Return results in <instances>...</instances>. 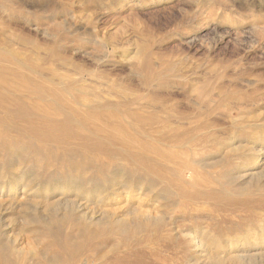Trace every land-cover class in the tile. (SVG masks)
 <instances>
[{"label": "rangeland", "instance_id": "374dc122", "mask_svg": "<svg viewBox=\"0 0 264 264\" xmlns=\"http://www.w3.org/2000/svg\"><path fill=\"white\" fill-rule=\"evenodd\" d=\"M255 129L264 0H0V172L24 204L0 197V264H201L193 239L260 234L264 191L237 190Z\"/></svg>", "mask_w": 264, "mask_h": 264}, {"label": "bare ground", "instance_id": "6f19581e", "mask_svg": "<svg viewBox=\"0 0 264 264\" xmlns=\"http://www.w3.org/2000/svg\"><path fill=\"white\" fill-rule=\"evenodd\" d=\"M239 20H241V21H239L240 23L238 24V27L245 25L248 18L246 16H242ZM253 133L259 134L257 136V137H259V139L255 140V143H252V145H250V147L248 146L249 149L246 151V155L244 157V160H242V161L240 160L241 163H240L239 171L237 174V175H239L240 178L244 179V182L241 184L242 186L238 187L237 190L244 192V193H247L252 189H261L262 191H264V183L263 182L260 183V179H261L260 177L264 176V166L261 167L260 172L258 171L259 173H257V172L254 173L255 170L257 168H259L260 164L261 165L264 164V131L259 130V132H258V130L255 129V131L252 132V135H253ZM257 137H252V138H257ZM257 142H259V143H257ZM22 160H23V158L20 161L22 162ZM254 163H257V165L253 166ZM14 177H15V175L11 176V178H10L11 181L8 183L9 176L6 175V173H1L0 180L3 182L2 183L3 185L0 186V197L5 199L4 197L6 196V200H4V202L9 204V205H15L16 204L18 206H22L23 202H21L20 199H19L20 201H17V197H18V195L16 193L17 190H15L13 187V181L12 180ZM235 179L236 178H233V176H232V178H229V181H234ZM6 181H7V183H5ZM140 182H138V183H140ZM28 183H29V181H28ZM4 185H6L5 188H4ZM47 186H49V185H47ZM137 186H138V184H137ZM27 190H30V188H28ZM27 190L25 188L21 189L20 193L23 195L25 192H27ZM32 190H35V189H32ZM60 191H62V189ZM45 192H46V190H45ZM60 193L62 194L63 192H60ZM55 195L56 194H53L52 196H50L48 198L44 197L46 201L42 204L43 205L42 213H44L43 215L41 214L42 216H45L47 211H51L52 209L54 210V208L56 209V207L59 206V204H60L59 203L60 199L64 197V196H59L60 198L54 202L48 201V200H53L54 198H56ZM24 198H25V196H23V199ZM41 200H43V199H41ZM36 204H38L40 206L41 202L36 203ZM62 219H65V218H62ZM25 222L35 223V222H37V218L35 216L30 217V215L29 216L27 215L25 217ZM56 223H57V221H55L53 217H48L47 222H46V226L49 229H54ZM133 224L135 225L136 228L139 227L138 223L133 222ZM77 227H78V229H76V233H75V236L73 238L74 241L72 243L73 248H78L80 246L81 242L83 241V237H84L83 231L80 228V226L78 225ZM121 228H122V230L127 231V230H129V225H127V224L122 225ZM207 235L205 234L206 237H207ZM205 236H203V237H205ZM206 237L203 240H197V239L192 240L194 245L197 248L199 247V249H201L203 251V254L205 256L206 261H204L201 264H260L261 261H264V252H261V253L258 252V254L257 253L254 254V252H253L254 251L253 248L258 244L261 245L262 248L264 247V227H263L262 232L260 234L250 233V231H245L244 233H234L233 235L225 236L224 238H219L215 235H210V236H208V238H206ZM262 251H264V248L262 249Z\"/></svg>", "mask_w": 264, "mask_h": 264}]
</instances>
